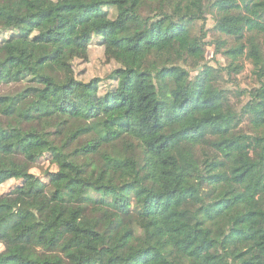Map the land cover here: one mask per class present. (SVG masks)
Here are the masks:
<instances>
[{"label":"trees","instance_id":"1","mask_svg":"<svg viewBox=\"0 0 264 264\" xmlns=\"http://www.w3.org/2000/svg\"><path fill=\"white\" fill-rule=\"evenodd\" d=\"M26 1L39 9L0 32V117L59 121L47 136L56 170L35 176L36 137L0 127V224L16 208L31 221L25 241L0 233V264H72L32 237L78 222L92 227L66 245L75 264H264V120L249 116L264 114V0ZM53 15L61 31L45 26ZM209 15L232 47L206 42ZM97 40L108 80L78 70ZM209 45L227 68L205 63ZM244 58L257 84L234 94L249 98L238 109L220 79ZM189 67H201L194 78Z\"/></svg>","mask_w":264,"mask_h":264},{"label":"rangeland","instance_id":"2","mask_svg":"<svg viewBox=\"0 0 264 264\" xmlns=\"http://www.w3.org/2000/svg\"><path fill=\"white\" fill-rule=\"evenodd\" d=\"M31 7L39 9V6L36 2H27L26 0H0V32L5 27L8 18L10 15H15L18 17L25 16ZM45 26L48 29H56L61 31L64 27L63 21L58 18L56 15H53L46 23ZM204 31L207 32L206 42L209 44L214 43L215 41H225L227 42V47H232L233 42L227 40L224 36L220 35L215 30V21L213 16L209 15L205 22V25L202 26ZM200 30V27L198 28ZM4 38H8V33L0 34V41ZM206 60L209 66L214 67L215 69H224L227 68L230 64V59L223 54L215 53V46H207ZM240 64L244 67L243 71L238 74L229 75L227 72H222V77L220 79V86L226 91H229L232 94V101L241 109L244 107L249 98L245 95L235 96L234 94L240 93L239 91H248L256 87V78L253 73V66L247 60L243 59ZM114 65L107 64L103 55L102 46L99 45L98 40L93 43L91 47V54L89 61L78 67L82 78L90 79L91 77L100 76L105 80H108ZM201 68V67H200ZM199 68V69H200ZM196 68H188L190 75L194 78L198 74ZM109 82V81H108ZM153 83V78H147L141 81V86L145 87ZM107 84V83H105ZM164 106L167 111H171L173 106L170 101L166 100ZM249 116L258 120H264V114L260 109H252L249 112ZM0 127L5 129H25L28 133L33 134L36 137L37 147L31 151V154L39 156V159L31 170V172L47 181V174L49 172H54L56 169L51 163V157L48 153V148L51 146L50 139L47 137L48 134L59 131L60 125L57 120H50L45 124H33V125H22V122L17 119H8L5 117H0ZM19 184L18 181H11L2 187V193L10 192ZM47 199V195L39 197L36 201L30 202L29 207L39 208L44 201ZM30 212L20 210L16 208L14 215L7 219L6 223L0 224V233L2 235L9 233L19 242L25 241L29 238L28 228L31 225L29 220ZM259 227L263 230L262 239H264V218H260L258 221ZM92 227L90 222H78L74 228L71 229V232L66 237H59L54 234V230L51 227L45 229V231L36 234L32 237V242L34 246L39 251H44L48 253H55L62 256L66 261L75 264L79 259L78 249H71L66 247L68 242H78L84 239V232ZM4 247L0 245V251H3Z\"/></svg>","mask_w":264,"mask_h":264}]
</instances>
